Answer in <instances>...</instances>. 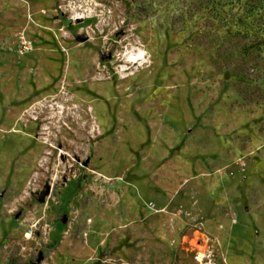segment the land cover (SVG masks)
Segmentation results:
<instances>
[{"label":"rangeland","instance_id":"obj_1","mask_svg":"<svg viewBox=\"0 0 264 264\" xmlns=\"http://www.w3.org/2000/svg\"><path fill=\"white\" fill-rule=\"evenodd\" d=\"M13 262L264 264V0H0Z\"/></svg>","mask_w":264,"mask_h":264},{"label":"bare ground","instance_id":"obj_2","mask_svg":"<svg viewBox=\"0 0 264 264\" xmlns=\"http://www.w3.org/2000/svg\"><path fill=\"white\" fill-rule=\"evenodd\" d=\"M142 55H143V52L140 50V51L138 52V56H137V57H138V58H141ZM137 57H136V56H132L131 59L135 60Z\"/></svg>","mask_w":264,"mask_h":264},{"label":"water","instance_id":"obj_3","mask_svg":"<svg viewBox=\"0 0 264 264\" xmlns=\"http://www.w3.org/2000/svg\"><path fill=\"white\" fill-rule=\"evenodd\" d=\"M77 21H79L80 20V17H77V18H75ZM73 21V19L72 18H69V20H67V22L68 23H71ZM84 37H86V36H84ZM12 264H16L15 262H13Z\"/></svg>","mask_w":264,"mask_h":264}]
</instances>
